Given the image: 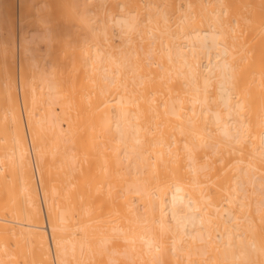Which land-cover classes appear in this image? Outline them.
I'll use <instances>...</instances> for the list:
<instances>
[{
	"label": "bare ground",
	"instance_id": "1",
	"mask_svg": "<svg viewBox=\"0 0 264 264\" xmlns=\"http://www.w3.org/2000/svg\"><path fill=\"white\" fill-rule=\"evenodd\" d=\"M0 264H264V0H0Z\"/></svg>",
	"mask_w": 264,
	"mask_h": 264
},
{
	"label": "rangeland",
	"instance_id": "2",
	"mask_svg": "<svg viewBox=\"0 0 264 264\" xmlns=\"http://www.w3.org/2000/svg\"><path fill=\"white\" fill-rule=\"evenodd\" d=\"M54 4H55V1H53L52 5L54 6ZM88 5H90V4H88L87 1H86V7H87ZM52 8H53V7H52ZM53 11H55V9H54ZM55 13H57V12H55ZM52 14H53V13H52ZM53 16H54V15H53ZM75 30H76V33H78V32L80 31V29H78V28H77V29L75 28ZM86 31H87V30H86ZM61 34H64V33L61 32ZM86 41H87V38H86V33H85V43H86ZM56 52H58V51H56ZM17 69H18V67L16 68V75H17V71H18ZM86 70H87V72H89L87 67H86ZM88 74H89V73H88ZM17 92H18L17 94H18V96H19V88H17ZM21 112H23L22 107H21ZM22 115H23V113H22ZM22 119H23V118H22ZM30 138H31V137H30ZM26 140H27V139H26ZM34 156H35V154H34ZM40 201H41V199H40ZM41 206H42V205H41ZM46 229H47V228H46ZM46 233H47V232H46Z\"/></svg>",
	"mask_w": 264,
	"mask_h": 264
}]
</instances>
